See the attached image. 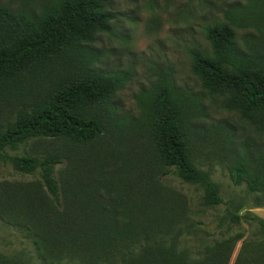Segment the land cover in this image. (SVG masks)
Returning a JSON list of instances; mask_svg holds the SVG:
<instances>
[{
  "label": "rangeland",
  "instance_id": "374dc122",
  "mask_svg": "<svg viewBox=\"0 0 264 264\" xmlns=\"http://www.w3.org/2000/svg\"><path fill=\"white\" fill-rule=\"evenodd\" d=\"M53 1L0 4L33 18ZM103 1L113 14L110 30L97 34L87 50L70 47L0 84L4 130L51 91L90 71L127 76L110 99L92 106L103 127L93 142L37 136L5 147V156L60 161L54 176L62 206L50 200L39 169L26 174L0 158V264H170L171 250L194 262L228 239L234 247L226 264H264V227L258 223L264 221V197L247 184L264 174L248 156L264 148V118L241 115L229 94L209 92L190 68L193 50L210 54L206 28L228 23L235 45L264 69V0ZM165 81L184 95L183 138L219 204L207 201L203 186L164 174L157 160L153 102ZM108 214L130 219L128 237L101 236ZM143 228L165 234L160 250L145 246Z\"/></svg>",
  "mask_w": 264,
  "mask_h": 264
},
{
  "label": "trees",
  "instance_id": "16d2710c",
  "mask_svg": "<svg viewBox=\"0 0 264 264\" xmlns=\"http://www.w3.org/2000/svg\"><path fill=\"white\" fill-rule=\"evenodd\" d=\"M112 19L113 14L103 0H55L33 18L14 14L9 7L0 4V84L60 56L70 47L82 46L83 50H87L86 46L94 41L97 34L110 30ZM205 39L210 54L196 50L190 54L191 71L203 88L214 94H229L238 112L245 117L259 115L264 118V69L252 66L243 51L235 45L232 24L220 23L207 27ZM126 78L125 74L90 71L86 77L51 91L29 115L19 116L11 125L0 130V158H7L15 170L26 174L39 169L50 200L55 206H62L54 176V167L60 163L57 158L38 161L34 157L5 156L3 150L37 136L60 138L75 145L93 142L102 134L103 127L99 117L93 114L92 106L110 99L121 89ZM180 97L184 95L178 96L166 81L161 82L154 97L157 160L164 174L173 173L183 182L203 186L207 201L219 204L222 200L215 186L208 176L196 168L183 138ZM248 156L251 160L255 159V165L264 169V148L261 153L250 152ZM263 177L261 172L250 177L247 184L250 190L264 197ZM106 219L108 223L101 224L99 229L101 236L108 234V239L122 233L128 237L130 219L120 222L122 220L114 214H108ZM232 219L237 221L239 217ZM258 223L264 227V221L258 220ZM143 235L145 246L153 243L156 251L160 250L165 234L143 228ZM150 238L153 242L148 241ZM233 247L232 239L219 242L214 249L207 248L205 255L194 262H187L184 255L172 253L171 250L168 260H171L170 264H226Z\"/></svg>",
  "mask_w": 264,
  "mask_h": 264
}]
</instances>
